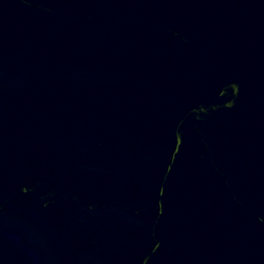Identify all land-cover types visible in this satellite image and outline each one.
Returning a JSON list of instances; mask_svg holds the SVG:
<instances>
[{
    "label": "water",
    "instance_id": "95a60500",
    "mask_svg": "<svg viewBox=\"0 0 264 264\" xmlns=\"http://www.w3.org/2000/svg\"><path fill=\"white\" fill-rule=\"evenodd\" d=\"M0 264H264V231L0 102Z\"/></svg>",
    "mask_w": 264,
    "mask_h": 264
}]
</instances>
